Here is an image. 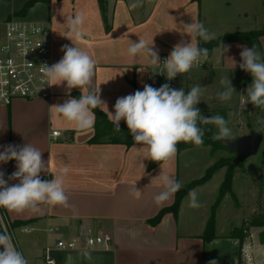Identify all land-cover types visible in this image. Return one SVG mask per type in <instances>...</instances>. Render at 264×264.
<instances>
[{"label":"crops","instance_id":"crops-1","mask_svg":"<svg viewBox=\"0 0 264 264\" xmlns=\"http://www.w3.org/2000/svg\"><path fill=\"white\" fill-rule=\"evenodd\" d=\"M29 1L0 0V45L5 41V22L10 19L47 24L51 30L52 65L63 57L65 45L81 48L95 61L93 88L100 87L101 99L107 106L99 108L107 115L108 110L114 112L118 98L143 91L145 84L159 88L168 83L174 89L184 88L185 92L199 84L203 94L196 107L204 117L221 115L229 124H236L241 131L232 137L262 125L254 116L258 117L264 109L251 103L241 107L252 83L250 73L239 67L240 53L247 45L236 41L217 45L202 60V66L170 81L163 68V60L176 44L191 41L185 24L202 22L215 37L264 27V12L257 14L255 8L259 0H103L105 15L99 0H34L24 9ZM134 2L140 6L131 8ZM78 12L85 15L84 35L79 40L70 36L67 28L68 18ZM255 20L261 24L256 26ZM139 38L147 39L149 44L153 38L161 60L159 66L150 65L145 54L128 56L130 42H138ZM192 39L203 42L198 37ZM259 42L257 49L262 54L264 36L259 37ZM223 45L229 48L225 53ZM229 58H234L235 67ZM224 77H229L236 91L228 101L217 98V93L223 90L220 81ZM50 91L48 98L15 99L8 106L0 105V146L27 143L40 149L47 163L42 179H52L64 165L70 168L64 186L71 207L42 205L38 213L17 214L5 208L2 212L9 223L7 233L28 264H46L44 249L54 245L58 238L81 239L90 233L104 235L105 245L86 248L81 244L73 250L54 248L53 264H209L212 260L217 264H237L239 239L229 233L248 214L236 211L242 203L233 184L239 205L235 206L231 195L226 194L215 211V237L209 242L201 237L225 176L224 166L191 189L196 190L201 207H189L186 194L176 216L165 212L156 224L148 222L160 209L171 205L175 197L174 194L162 205L154 202V196L163 190L160 177L172 176L183 188L217 160L216 151L212 152L209 145L177 150L174 159L162 161L148 171L149 159L143 145L92 143L89 140L94 125L87 130L78 129L51 108L69 98H79V88L67 89L64 83L51 85ZM262 118L263 122L264 115ZM53 131L59 134L54 135ZM16 170L14 160L0 164V171L10 185L19 182L7 178V174L11 176ZM236 176L235 172L233 182ZM133 185L140 190L138 198L130 194ZM239 186L247 188L246 182ZM226 201L229 203L225 204ZM255 209L256 203L250 213ZM223 214L229 218L223 220ZM13 221L25 222L12 226ZM261 230L262 227L251 228L250 242L243 247L250 259L243 258V264H264V256L256 259L254 255L255 234L260 243L264 242L259 239Z\"/></svg>","mask_w":264,"mask_h":264},{"label":"clouds","instance_id":"clouds-1","mask_svg":"<svg viewBox=\"0 0 264 264\" xmlns=\"http://www.w3.org/2000/svg\"><path fill=\"white\" fill-rule=\"evenodd\" d=\"M139 6V2L130 5L133 9ZM84 23L85 15L81 12L68 18L69 35L77 40L82 38ZM185 28L191 41L176 44L170 55L163 60L165 77L169 81L177 75L188 73L194 65L199 66L202 60L208 58L209 49L200 47L192 37H198L205 43L215 38V34L202 22L185 24ZM223 48L224 53L229 50L228 46L223 45ZM62 51L64 55L57 63L51 66L43 65L42 75L50 82V86L66 83L67 89L79 88L81 94L79 98H69L51 108L78 129H90L96 119L93 109L107 106L101 99L100 87L93 88L95 61L88 52L76 46L65 45ZM127 54L130 58L145 54L152 66H159L161 63L153 38L151 44L144 38H139L138 42L131 41ZM240 56L242 63L239 67L252 77V83L247 88L246 99L242 100L241 107L245 108L251 103L255 108L264 109V55L253 45L243 47ZM229 60L235 67L234 58ZM220 83L223 90L217 93V98L221 101L230 100L236 91L229 77L222 78ZM202 94L203 87L199 84L194 85L188 92H185L184 88H171L168 83L159 88L145 84L143 91L137 90L134 94L118 98L114 112L108 110V119L117 131L121 129L122 120L126 123L134 143L144 146L147 159L154 162L170 161L177 154L179 142L192 143L197 147L203 145L205 131L200 124L215 125L217 131L211 137L215 141H229L232 137L229 121L223 116L207 118L201 115L196 105L201 102ZM0 147H3V151H0V164L13 160L16 162L17 170L8 180L19 181L10 185L4 178L5 173L0 171V207L17 214L25 211L38 213L42 205L71 207L64 186L65 176L70 171L69 166L61 167L52 179H42L41 173L46 171L47 163L42 159L40 149L27 143L23 146L9 144ZM160 179L163 182V190L153 198L157 205L169 201L182 187L172 176L163 175ZM130 194L138 198L140 190L133 185ZM188 197L189 207H201L195 189L189 191ZM0 264H28V260L17 249L7 232L0 233ZM209 264H217V261H209Z\"/></svg>","mask_w":264,"mask_h":264},{"label":"trees","instance_id":"trees-1","mask_svg":"<svg viewBox=\"0 0 264 264\" xmlns=\"http://www.w3.org/2000/svg\"><path fill=\"white\" fill-rule=\"evenodd\" d=\"M33 1L34 0L27 2L24 9H26ZM99 2L101 5L102 12L104 14L105 8H104L103 0H99ZM105 21H106V18H105ZM107 28H108V24H107ZM260 36H264V27L258 28V29H252V30H245V31L237 30V31H232V32H225L215 37L214 39L210 40L207 43H205L204 41L200 42L199 46L202 48L209 49V54L215 46L226 43V42L236 41V42L243 43L247 45L248 47H251L253 45L258 47L260 44L259 42ZM262 54L264 55V52H262ZM93 112L95 113L96 119L94 123V134L89 140L90 142L92 143H117V144H124L127 147H130L131 145L135 144L131 134L129 133L127 125L124 121L120 122L121 129L117 131L115 128V125L108 119V115L104 111H102L99 107L96 109H93ZM199 126L205 131L203 145H209L211 147L212 152H214L217 149H225L221 145L220 141H215L211 138L212 135L217 131V129L212 127L210 124H200ZM191 147H195V145L192 143H185V142H179L177 144L178 151L191 148ZM232 158L217 159L213 164H211L206 169V171L201 177L191 180L183 188L178 190L175 193V197H174L172 204L160 209L155 216L148 219V222L150 224H156L165 212H172L176 216L179 211V205H180L182 198L186 194H188L192 188L206 182L217 169L224 166L226 167L225 176H224L222 183L220 184L217 197L215 201L213 202V204L211 205L210 215L207 219L205 230L203 234L201 235L204 242H209L212 238L215 237V211H216L218 204L223 199V197L226 194H230L233 199L234 205L238 206L236 195L232 189L235 169L237 166L232 164ZM161 162H154V161L149 160L148 165H147V170L150 171L151 169H153L155 166H157ZM240 165L241 164H239L238 166ZM261 165H262V168L260 169V172L258 175V185H257L258 191H257L256 209L252 213L243 217L241 224L237 227H233L229 233L230 236L236 237L239 239V257H238L237 264H243L244 262L243 257H242V251H243L244 245H247L250 242V238H251L250 230L252 227H262V230L259 233V238L261 241H264V200L262 199L264 197V155L261 159ZM9 175L10 173L7 174V178ZM0 210L4 213L3 207H0ZM24 222L25 221H13L11 225L16 226V225L23 224ZM2 232L3 231L0 230V233Z\"/></svg>","mask_w":264,"mask_h":264},{"label":"built area","instance_id":"built-area-1","mask_svg":"<svg viewBox=\"0 0 264 264\" xmlns=\"http://www.w3.org/2000/svg\"><path fill=\"white\" fill-rule=\"evenodd\" d=\"M5 41L0 45V105L8 106L15 99L48 98L51 95L50 82L42 75L43 65L51 66V30L47 24L10 19L5 22ZM202 61L199 66H202ZM173 86V84H171ZM58 135V131H53ZM0 228L7 232L9 223L0 210ZM51 230V229H50ZM106 237L88 234L83 238H58L54 245L44 249L46 264H53L51 251L77 249L83 244L86 248H101ZM245 260L250 259L246 250L242 251Z\"/></svg>","mask_w":264,"mask_h":264},{"label":"rangeland","instance_id":"rangeland-1","mask_svg":"<svg viewBox=\"0 0 264 264\" xmlns=\"http://www.w3.org/2000/svg\"><path fill=\"white\" fill-rule=\"evenodd\" d=\"M257 2L258 3L255 4V8H256L257 14L261 15L264 12V0H259ZM255 22H256L255 23L256 26L257 25L259 26V24H261L259 22V20H255ZM263 115H264V112L260 110L259 116L258 117H257V115L254 116V118L256 117L257 119H260V123L262 124L260 127H258L259 129H257V127L256 128L254 127L256 130H258V131L260 130L259 132H261L263 134V141H262V144H261L258 152L255 155H252L249 158H247L243 162V164H241L240 166H237L235 169L237 176L235 177V180L233 182V189L238 193L240 201L242 203V207L240 209L236 210L239 214H243V213L250 214L252 205L254 203H256V201H257L256 200L257 197L253 193H256L255 192L256 190L258 191V188H257L258 175H259L260 169L262 168L261 159L264 155V121L262 122V120H263L262 116ZM251 124L254 125V123H251ZM211 126L216 129L215 125L212 124ZM229 127L232 130V136L235 134H238L241 131L236 124H229ZM215 151L218 153L217 159H219V158H232L233 157V154L231 152L225 150V149H217ZM217 180L218 179H216V181ZM241 182H243V183L246 182L247 188H245V187H243L244 189L241 188L239 186V183H241ZM262 199L264 200V197ZM229 201H231V198ZM229 201H226L225 204L229 203ZM238 205H239V203H238ZM225 217H227V219L229 218V216L225 214L224 216H222V219L224 220ZM254 241H255L254 255H255L256 259H258V258H261L262 256H264V242L263 243L259 242L257 234H255V240Z\"/></svg>","mask_w":264,"mask_h":264},{"label":"water","instance_id":"water-1","mask_svg":"<svg viewBox=\"0 0 264 264\" xmlns=\"http://www.w3.org/2000/svg\"><path fill=\"white\" fill-rule=\"evenodd\" d=\"M263 141V134L254 129L236 137H232L229 141H220L221 145L233 154L232 164L238 166L247 158L255 155Z\"/></svg>","mask_w":264,"mask_h":264}]
</instances>
